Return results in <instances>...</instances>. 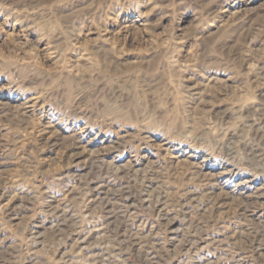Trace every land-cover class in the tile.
Masks as SVG:
<instances>
[{
    "label": "rangeland",
    "instance_id": "1",
    "mask_svg": "<svg viewBox=\"0 0 264 264\" xmlns=\"http://www.w3.org/2000/svg\"><path fill=\"white\" fill-rule=\"evenodd\" d=\"M0 264H264V0H0Z\"/></svg>",
    "mask_w": 264,
    "mask_h": 264
}]
</instances>
